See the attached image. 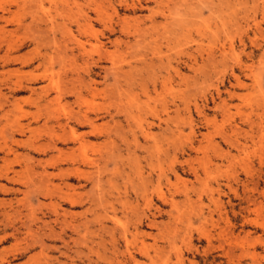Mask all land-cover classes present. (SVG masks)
<instances>
[{"label":"rangeland","instance_id":"rangeland-1","mask_svg":"<svg viewBox=\"0 0 264 264\" xmlns=\"http://www.w3.org/2000/svg\"><path fill=\"white\" fill-rule=\"evenodd\" d=\"M22 1L30 4L35 2V0H0V7L9 11L5 17L7 19L13 17L11 21L18 18L20 22L16 24L17 21H14V25L12 22L9 23L6 30L21 25L19 26L21 28L15 32V36L6 34L4 37L0 33V106L5 109L0 111V144L3 142L5 132H8V126L14 117L13 103L18 104L24 113L31 110L27 100L34 98L33 95L40 93L39 89L45 85V82L40 81L35 84L28 82L31 75H39L43 71L41 66L43 54L48 56L47 59L51 58L52 66L57 59V66L52 67L53 71H58L61 68L62 72L71 74L70 68L82 63L81 58L79 61L70 59L71 51L73 54L82 51V56L86 53L97 59L100 44H103L102 49L108 52L111 58H108L109 61L99 62L97 67L89 65L91 73L93 75L98 73L99 66L110 68L111 61L115 66H120L123 74L118 73L120 76H118V84L112 79L111 69L108 70L105 80L102 79V73L98 77H94L98 83L96 88L99 91V96L88 97L90 104L103 105L110 113H113L115 107L121 106L123 113L126 111L138 113L140 118L142 117L143 123L145 120L146 123L153 124L149 130L153 139L144 140L139 136V145H145L148 148L156 141L163 150H166L173 143L171 147L175 148V151L170 148L169 157L172 162L174 161L173 167L176 169L184 166L182 162L188 154L189 157L194 156L195 153L191 152L187 148L188 146L196 149L200 145L201 150L197 153V157L202 156L203 150L206 152L208 143L217 145L218 149L223 152L222 154H226L222 157L218 155L221 153H213L210 149L206 152L212 159L209 164L211 169H209L210 175H207L208 185L206 186L205 184L202 187L199 186L202 185L201 181H199L200 183L196 182L192 175H182L179 170L176 171L179 178L186 183L191 203L181 205V215L175 222V224L177 223V233L172 227L164 233L169 237L175 235L176 249L170 251L166 249L165 253H160V260L156 259L159 261L155 260L154 264H165L167 260L173 263L176 261L177 253L179 254L177 256H180L183 261L182 264H264V0H168L169 3L165 1L164 5L159 6L160 12L156 13L157 15L154 14L157 9L156 0L148 2L140 0V3L137 0H92L93 4L104 1V13L107 16L104 23L109 26L110 22L114 32L108 33L101 22H92L98 42L95 39H90V44H86L85 48H76V45L69 42V36L63 34L61 27H58L61 22L59 18L55 17L56 23L59 24L57 27L55 26V30L52 29L54 26L50 27L49 21L45 22L46 18H54V7L61 8V0H52L56 4L54 6L46 0H41L40 8L32 9V13H30L31 10L29 12L28 10L26 12L25 10L24 12L16 11L13 4L21 5ZM73 1L69 0V3ZM75 1L84 5V0ZM161 11H164V16L160 15ZM43 13L46 14V17ZM87 13L96 20V15L93 12L88 11ZM151 16L152 19L149 18ZM39 19L44 20L46 25L44 22L42 25V21L40 22ZM65 24L71 28L72 34L77 36L75 19L71 21L66 19ZM23 25L26 28L30 27L29 31L26 30L27 33L24 30L26 28L22 27ZM35 26L42 28V31H37L38 28ZM100 32H102V36L99 34ZM10 39L17 40L19 47L8 50L4 48L5 42ZM63 40L67 42V47H64ZM115 44H118L117 47ZM7 53L10 55L9 58L17 60L13 63L7 62L5 55ZM20 61L24 64L21 65ZM74 67L71 70L80 69ZM236 77L244 84V88L236 86ZM13 84L20 88L13 87ZM115 85L117 86L115 87ZM31 90L35 91L31 92ZM102 91L104 97L101 99ZM5 97L8 105L3 101ZM67 101L71 102L72 100ZM10 107L11 109H9ZM5 112H7L5 118L2 119L1 114H5ZM107 121L109 119L105 118L99 123ZM114 121L123 126L126 125L123 116L115 118ZM166 123L170 127L169 130H165ZM144 126L145 124H143ZM3 129L4 133H1ZM180 131L182 135L179 134ZM15 138L19 139L17 136ZM129 140L131 139L129 138ZM92 142L99 143L101 141L92 140ZM178 144H181V149ZM143 152L139 154L145 156L149 154L150 149L147 153ZM18 153L28 155L35 161L46 159V157L31 155L27 150H18ZM50 154L52 155V153ZM122 155H125L124 152ZM155 155L153 154V157ZM142 164L145 165L144 162ZM14 170H18V168L14 167ZM36 171L42 172V167H38ZM46 172L55 173L56 171L47 168ZM170 181L171 184H174L173 177ZM182 186L185 187L181 183L176 184L175 189L184 191L185 188ZM8 187L11 186L8 185ZM229 187L234 192L236 191V198L232 200ZM197 192L201 194L200 202L197 200ZM248 196L249 201L253 202L245 201ZM20 197L19 194L9 196L0 194V199L4 200L19 199ZM211 198H213V202L208 201ZM182 200V196L176 198L179 203ZM38 202L48 203L42 198H38ZM31 203L32 205L36 204L34 201ZM193 205L196 208L192 210ZM160 208L162 211L167 210L165 206H160ZM209 210L212 211V220L205 222L206 224L200 223V226L194 215L200 211L207 212ZM72 211L77 212L79 209ZM117 216L121 217V214L118 213ZM189 216L194 217L191 229H187L185 226ZM155 220L160 224L168 222L167 218L162 215L156 217ZM15 223L18 224L17 220ZM106 225L111 227L109 223ZM198 225L199 227H197ZM55 230H57L56 227ZM94 230L96 228H91V231ZM200 231L210 234L208 241L201 236ZM151 232L155 234L157 230H151ZM185 233L186 235H184ZM97 234L100 233L97 232ZM22 236V233L17 234L19 239L24 237ZM93 237L91 235V240L97 242L98 240ZM12 243L13 241L9 240L7 244H2L0 250L9 247ZM44 243L48 246L59 247L58 250L48 252L50 257L57 259L50 264H87V257H90L91 260H89V264H95L96 255L101 253L100 248H97L95 244H88L90 247L93 246L91 252L86 248L79 247L78 255H74L71 250L75 248H72L67 252L71 258L67 259L61 255V253H66L61 242L44 241ZM39 250L34 247L21 252L22 254L19 256L15 254L11 264H24ZM96 252L98 253L96 254ZM104 253L105 256H108L106 251ZM136 259L145 262L142 258L136 257ZM98 262L107 264L106 259L104 262Z\"/></svg>","mask_w":264,"mask_h":264},{"label":"bare ground","instance_id":"bare-ground-1","mask_svg":"<svg viewBox=\"0 0 264 264\" xmlns=\"http://www.w3.org/2000/svg\"><path fill=\"white\" fill-rule=\"evenodd\" d=\"M46 1L53 6L55 4L54 0ZM137 1L140 3V0ZM165 1L169 3L168 0L155 1L157 9L155 13L153 12L154 14L160 12L159 6L161 4L164 5ZM41 2V0H35L31 4L23 2L21 5H13H15L16 11L20 10L21 12L22 10L24 12L25 10L26 12L28 10L29 12L31 10L30 13H32V9L36 10V8H40ZM103 2L93 4L92 0H84V5H80L75 0L72 3L70 2L71 4L69 0H61V8L54 7V18H46L45 22L49 21L50 27L54 26L52 29L55 30V26L59 25L56 23L55 17L59 18L61 22L58 27H61L63 34L65 33L69 36V42L72 45H76V48H85L86 44H90V39H95L98 42L97 33L94 30L92 22H101L108 33L112 34L114 32V28L110 25V22L109 26H106V23H104L107 16L104 13L105 6L103 7ZM86 9L96 15V20L88 15V11H85ZM7 12H9L7 9L0 7V33L1 36L2 34L3 36L6 34L15 36V32L21 28L19 27L21 25L15 26L11 30H6V26L9 23L12 22V25H14V21H17L16 24L20 23L18 18L14 21H11L13 17L7 19L5 17ZM160 15L164 16V11H161ZM44 16L46 17V14ZM149 18L152 19L153 17ZM66 19L68 21L75 19L77 36L72 34L71 28L65 24ZM30 21L32 22V20ZM39 21H42L43 25L44 20L39 19ZM36 22L38 23V21ZM22 27L25 26L23 25ZM27 28L24 30L29 31L30 27ZM37 28V31H42V28ZM99 34L103 35L102 32ZM17 42L15 39H10L5 42L4 48L7 50L9 48H18ZM63 43L64 47H67V42L63 40ZM103 46V44H100V51H102H98L97 59L92 58L86 53L82 56V51L77 54H73L71 51L70 59L79 61L81 58L82 60V63L76 66L80 69L73 71L71 69L74 66L70 68L73 74L62 72L61 68L58 71H53L52 67L56 65L57 59L55 60L56 63L52 66L51 58L47 59L48 56L46 54L40 55L43 71L39 75H31L28 82L35 84L40 81L45 82V85L39 89L40 93L34 94V98L27 100L31 110L24 113L18 104L14 102L12 105L14 117H11V123H8V132H5L7 136L4 135L3 142L0 144V154H2L0 156V194L2 196L19 194L21 197L9 200L0 199V247L2 244H7L9 240L13 241L9 247L0 250V264H11L14 256H19L22 254L21 252L33 249L34 247L39 248V252L29 257L24 264H50L57 259L50 257L48 252L58 250L59 247L45 245L44 241L61 242L62 248L66 250V253H61V255L67 259L71 258L67 252L72 248H75L71 250L73 251L72 253L78 255L79 251L77 249L79 247L86 248L91 252L93 246L90 247L88 244H95L101 250L100 255L96 252L95 264H100L98 261L104 262V259H106L107 264H154L156 259L161 258L159 256L160 253H165L166 249H169V251L176 249L175 235L169 237V235H165L164 233L171 227L177 233V223L175 224V222L181 215V205L191 203L186 183L179 178V174L176 171L179 170L182 175L187 174L189 176L190 174L196 182L201 181L199 183L202 185L199 186L202 187L204 184L206 186L208 185L207 175H210L209 169H211L209 168V164L212 161L206 152L210 149L213 153H221L218 154L219 156H226V154H222L223 152L218 149L217 145L209 144L206 140L208 143L207 149L204 147L206 152H203V150L201 157H197V153L201 150L200 145L196 149L188 146L187 148L195 153L194 156L189 157L188 154L187 158L182 162L184 166L177 167L178 169H176L173 167L174 161L172 162L170 160L171 157H169L170 148H172L173 143L166 150H163L156 141L148 148L145 145H139V136L144 140L153 139L149 132L153 124L146 123L144 119L143 123L142 117L140 118L138 113L135 114L130 111L123 113L124 111H122L121 106L115 107L113 113H110L103 105L90 104L91 102L88 101V97L99 96V91L96 88L98 83L94 77H98L102 73V79L105 80L108 70L111 69L112 79L117 82L118 73L123 74L120 66H115L111 61L110 68L99 66L98 73L94 75L91 73L89 65L97 67L99 62H105L103 60L109 61L111 58L108 52L102 49ZM8 53L5 54L7 62H15L17 59L9 58L10 55ZM66 56L68 55L66 54ZM85 57L86 59H84ZM29 61L31 62V60ZM65 61L67 63L68 60L66 59ZM19 63L21 65L24 64L22 61ZM63 65L61 66L63 67ZM76 67L74 68L76 69ZM67 68L69 69V67ZM80 71L82 72L80 73ZM235 82L236 86L244 88V84L237 77L235 78ZM16 84H13V87L20 88ZM100 94L102 99L104 97L103 91ZM70 99L72 101L68 102L67 100ZM3 101L6 102V97ZM3 110H5L3 106H0V111ZM6 113L1 114L2 119L5 118ZM121 116L126 120L125 126L114 121L115 118H120ZM105 118H108L109 121L99 123V121ZM38 123L40 124L37 125ZM143 124H145L144 127ZM4 129L1 133H4ZM169 129L170 127L166 123L165 130ZM179 134H181V131ZM15 136L19 137V139H16ZM92 140H99L101 142L96 143L92 142ZM167 143L169 142L167 141ZM188 144L191 143L188 142ZM60 146L63 148H59ZM142 147L146 150L150 149L149 154L145 156L140 155L139 153L142 154L143 151L147 153L148 151ZM179 148L181 149V146ZM172 149L175 151V148ZM18 150H27L31 155L46 157V159L35 161L29 158L28 155L19 154ZM122 152H124V156ZM153 154L157 156L153 157ZM14 167H17L18 170H14ZM38 167H42V172L36 171ZM47 168L56 172L47 173ZM200 173L201 176L203 175L201 179ZM172 177L174 184H171L170 181ZM213 180L216 181V179ZM180 183L185 186H182L185 188L184 191L179 189L181 192L175 189L176 184ZM8 185L11 187H8ZM191 185L193 186V184ZM192 188L190 189L192 190ZM229 190L232 194L231 200L236 198V191L234 192L230 187ZM178 196L183 197L181 203L176 201ZM196 196L198 202H200L201 194L198 193ZM38 198H42L48 201V203H40L38 202ZM31 201L36 202V204L32 205ZM208 201L213 202V198L208 199ZM245 201L247 203L253 202L252 200L249 201V196ZM160 206L167 207V210L162 211ZM195 208L193 205L192 210ZM75 209H79V211H72ZM190 212L193 213V211ZM118 213L121 214V217L117 216ZM160 214L167 218V223H156L155 219L161 216ZM194 217L198 220L199 225L200 223L206 224L205 222L212 220V211H200ZM193 218L192 216L188 217L185 224L187 229H191ZM16 220L18 224L15 223ZM106 223L111 224V227L107 226ZM55 227L57 230H55ZM93 227L96 230L91 231ZM151 230H157V232L152 234ZM197 230L199 231L200 229L198 228ZM97 232L100 234H97ZM20 233L24 237L22 236L23 238L19 239L17 234ZM91 235L98 241L91 240ZM209 235L208 232H201V236L207 241L209 240ZM21 244L23 245L22 248ZM69 244L71 245L69 246ZM105 251L108 254V256L106 255L107 257L104 255ZM177 255L179 254L177 253ZM177 255L175 262L171 263L170 260H167L165 264H182L183 261ZM136 257L144 259L146 263L137 261ZM89 260L90 257H87V264L91 261ZM159 260H156V262Z\"/></svg>","mask_w":264,"mask_h":264}]
</instances>
